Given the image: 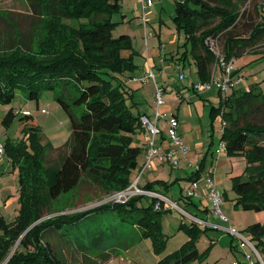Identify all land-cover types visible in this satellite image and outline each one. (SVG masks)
<instances>
[{
    "label": "trees",
    "instance_id": "1",
    "mask_svg": "<svg viewBox=\"0 0 264 264\" xmlns=\"http://www.w3.org/2000/svg\"><path fill=\"white\" fill-rule=\"evenodd\" d=\"M28 1L34 13L43 9L50 13L53 24L58 27L55 30L61 33L60 38L52 35L41 42L38 55L20 45L0 54V104H11L16 91L24 92L28 100H37L43 90L56 91L60 87L70 94L69 87H72L74 95L68 96V102L61 93L55 94L56 102L69 117L71 136L60 156V164L44 170L50 172V178L42 194L37 191L36 187L41 186L36 185L35 173L31 170L39 169L38 158L48 146L41 147L33 140V152L29 153L25 145H4L8 160L19 168L20 210L12 225L0 216V262L7 248L33 221L41 218L39 208L44 199L57 201L62 195L73 192L86 177L106 190H126L131 185V173L137 169L140 154L138 147L131 146L132 135L140 130L141 117L146 116L138 110L132 91L117 78L136 67L130 58L119 57V50L130 45V37L123 34L114 38L111 34L112 17L119 10L120 0ZM70 2L73 9L69 6L71 9L65 13L61 7ZM244 2L174 0L173 20L178 30L184 31V47L189 48L199 82L210 80L213 57L206 46L210 36L223 41L221 54L226 61L256 53L257 44L264 40V21L253 27L248 35L234 33ZM70 19L79 20L78 29L65 26ZM177 61L183 70L187 52L177 57ZM231 78L233 83L242 76L233 71ZM219 97V107H212L210 111L211 123L220 117L224 125L219 141L224 144V151L228 157L243 156L246 164L244 173L232 178V190L236 194L234 207L264 212V92L253 87L242 91L232 88L224 99L220 93ZM71 106L84 109L77 115ZM16 117L23 125L20 133H29L31 138L39 135L31 118L15 113L13 108L8 110L2 124L8 127ZM19 157H24V163ZM202 170L200 165V172L193 173L187 180L193 182ZM160 186L167 190L171 184L159 180L146 183L143 189L155 192L154 188ZM142 198L147 199L146 206H138ZM154 203L152 198L134 196L125 203L107 202L84 212L45 220L27 232L8 264H61L46 240L47 233H57L93 214L105 212L123 222H132L141 229L143 236L153 240L155 250H161L165 242L161 216L167 210L164 204L160 210H154ZM191 223V227L181 225L190 239L159 264H189L202 257L194 240L209 228L201 230L200 225ZM246 231L249 240L264 255V223L253 224ZM231 246L236 247L233 242Z\"/></svg>",
    "mask_w": 264,
    "mask_h": 264
},
{
    "label": "rangeland",
    "instance_id": "2",
    "mask_svg": "<svg viewBox=\"0 0 264 264\" xmlns=\"http://www.w3.org/2000/svg\"><path fill=\"white\" fill-rule=\"evenodd\" d=\"M152 1L153 6H146L143 9L141 0H120L119 10L112 17L114 25L111 29L114 38L123 34L130 37V45L119 50V57L121 59L130 58L136 67L134 71L117 75V78L132 91L137 106L145 109L150 106L151 94L154 90L153 80L147 79L145 83H141L140 81L131 80L130 77L135 75V77L143 78L144 73L140 76L139 72L147 66V62L152 63L154 60L158 65L162 63L160 61H164V58L171 57L174 54L173 57H179L186 51L185 72L187 82L185 84L189 85L191 78L195 81L197 76L189 48L185 49L184 47L186 41L184 31L178 30L173 20L175 13L174 0ZM160 3L163 4L162 7ZM69 6L73 9L72 2L61 7V9L68 13V9H71ZM240 14L234 33L242 36L248 35L253 27L262 24L264 21V0H245L240 6ZM69 17L72 18V16ZM65 23L66 27L75 29H78L80 25L79 20L76 19L67 20ZM56 28L58 27L53 24L50 13L44 9L38 14L34 13L28 0H0V54L9 52L10 48L20 45L23 49L29 48L33 54L38 55L41 51V42L52 35L60 38L61 33L59 30H55ZM178 33L180 34L179 42L177 41ZM222 42V40H216L212 36L206 40V46L213 57L210 70L217 66L216 55L212 50H218L222 53ZM255 51L256 53H246L233 60L234 71L240 72L242 79L233 82L231 89L242 91L253 87L255 90L264 92V40L257 44ZM161 66L165 69L163 77L158 75L155 67L152 68V72L156 74L157 82L168 83L162 108H169L170 115V110L176 113V109L181 105L180 110L188 118H191L189 120L192 121L193 119L194 126L202 127L205 137L207 126L210 124L211 108H217L220 105L218 89L213 85L211 89L199 94L191 92L188 96L186 93L183 101H180L179 96L171 88L184 85V82L177 80L176 71L169 68L167 64ZM69 88L72 90L70 94L60 87L56 91L43 90L37 100H28L24 92L16 91L11 104H0V143L2 145L7 143L14 146L25 145L29 153L33 152L31 148L33 140L41 147L48 146L45 148L44 154L38 158L39 169L36 171L31 170L35 173L36 185L41 186L36 187L39 194L44 192L43 186L46 184L48 177L50 178V172H44V170L60 164V156L63 154L62 151L66 149L71 136L69 117L55 100V94L57 95V93H61L66 101L68 96L72 97L74 91L72 87ZM224 98L225 95L222 99ZM10 108H13L17 114L31 118L30 121L39 129V135L36 138H31L32 135L29 133H20L23 125L18 117L8 127L2 124V120ZM71 109L73 113L79 115L84 108L71 106ZM221 127L220 117L217 116L213 122V140L215 150H217L216 154H218L217 148H219L220 143ZM195 132L196 134L193 132V138L198 135V132ZM145 141L139 131L132 135L131 146L140 149L137 158L138 165L143 164ZM223 152L228 157L226 152ZM19 158H21V163H24V157ZM229 158L233 161L234 172L232 174L221 172L223 181L219 179L220 182L216 177L214 178L216 184H218V189L224 194L221 210L229 222H220L218 218L213 216L211 221L214 220L213 223L215 224H211L221 227L231 226V229L250 239L246 229L253 224H263L264 212L244 211L234 207L236 194L232 190V178L242 175L246 164L244 157L241 155L229 156ZM27 165H30V163L27 162ZM169 165L167 166V172L171 168L177 171V167L170 165V168ZM152 167L154 168V166ZM152 167L141 176V179L137 182L138 187L145 185L146 176L154 170ZM186 169L187 172L182 171L184 177L191 172L190 169ZM138 175V169L132 171L130 184L135 182ZM169 184H171L170 199L172 198L179 208H183L182 204L176 201L178 200L176 198L179 196V187L186 190L188 183L180 181V185L174 184L172 186V182H169ZM158 189L164 191L162 186ZM115 193L118 192L106 190L105 187L99 186V184L86 177L73 192L62 195L57 201L51 202L44 199L39 208V213L41 211L40 214H42L41 218L33 221L18 239L7 248L0 264L10 262L11 258L16 255V249L20 241L33 227L45 220L84 212L110 202ZM184 193L186 195L187 192ZM19 196V168L8 161L4 151V156L0 159V216L8 225H12L19 214ZM147 203V199L142 198L137 204L138 206H146ZM166 210L161 216V230L165 237L164 246L161 250L154 249L153 240L150 237L143 236L139 227L133 225L132 222H123L109 212L93 214L71 227L58 230L57 233L49 232L45 237L53 253L60 259L61 264H159L169 255L180 250L190 239V235L185 228L186 226H192L190 218L178 209L171 207ZM182 224H186L185 228L181 227ZM197 224L200 225L201 230H204V224ZM232 242L236 245V241L224 230H205L194 240L195 248L202 257L189 264H238V262L243 264L242 260L245 261L243 252L231 246ZM251 242L253 245L255 244L253 241ZM262 259L264 261V255H262Z\"/></svg>",
    "mask_w": 264,
    "mask_h": 264
},
{
    "label": "crops",
    "instance_id": "3",
    "mask_svg": "<svg viewBox=\"0 0 264 264\" xmlns=\"http://www.w3.org/2000/svg\"><path fill=\"white\" fill-rule=\"evenodd\" d=\"M160 5H161V7L163 6L162 3H160ZM179 35L180 34L178 33L177 41L180 39ZM174 55H171V57L164 58V61H160L162 63L158 64V65H156L157 63L154 62V60L152 61V63H148L147 62V66L144 67L139 72V75L141 76L143 73H145L149 69H151V71H153L152 68L155 67L157 69L158 75L163 77V75H164L163 72H164L165 69L161 65L167 64L168 67L173 69V70H175L174 69V65L175 64L180 65L179 61H177V57H173ZM185 65H186V63H185ZM185 69H186V66L184 67L183 70H181V72H183L185 74V79L182 81V82H184V85L173 86V88H171L172 91L177 96H179L180 101H183L184 95L186 93H187L188 96L190 95L191 92L195 94V91H193L194 90L193 86L197 82H199V80H198V78L196 76V80L195 81L193 80V78H191V80H190L191 83L189 85L185 84V82H187L186 81L187 74L185 72ZM220 75H221L220 68L216 66L215 68H213V70H211L210 80L212 78H219ZM133 77H135V75H133ZM157 83L164 87L165 95H166V93H167L166 85L168 86V83L167 82H164V83L157 82ZM217 92L219 94V91H217ZM153 93H154V90H153V92L151 94V99H150L151 102H150V106L149 107H147L146 109L142 108V107H138V110L142 114L146 115V117H148L151 122H153V120H154V113H155V110H156L155 105H154V100H153ZM180 106H179V108L176 109V113H173L170 110V113H171L170 115H169V111H168L169 108H165L164 109V108H162L163 106L160 108V111L163 114V118L160 119L162 121L159 120L157 122V128L159 129V133L155 137V146L162 154H166L170 150H172L174 154H177V156L179 158L177 171H175L176 169L171 168V166L168 164L167 161L154 159V161H153L154 168L152 167L154 170L152 172H150L146 176V180H145L144 184H146L148 182L150 183V182H154V181H159L160 180V181H166L167 183L172 182V186H173L174 184H179L180 185V181H185L186 183H188L187 189L184 190L182 187H179V196H178V198H176V199H178L176 201L179 204L180 203L182 204L183 208H181V209L184 210L187 214L199 219L200 221L209 222V223L215 224V223H213L214 220H213V222L211 221L213 216H211L208 213L209 212L208 211L209 203H208V201L206 199V196H205V193H204V187H203V180L202 179H203V177L209 176L214 181H215V179H214L215 177L218 180L221 179V181H223V177H222L221 172L225 173V174H228V173L232 174L234 172L233 161H232L231 158L226 157L224 155V152H223L224 150L223 151H219V148H217L218 149V154H216L217 150H215L216 147H215L214 140H213V138H214V131L213 130L214 129H213V124L211 123V120H210V124H209L210 127L207 126L208 128L206 129V132H205L206 135L204 137V132H203L202 127L200 126V128H198L199 126H194L193 125V119H192V121L189 120L191 118H188L184 114V112H182L180 110ZM171 120H175L177 122L176 132L179 135V137L181 139V142L183 143V145L188 150V153H187V155L185 157L182 156L179 153L177 148L171 146L170 143H169V140L167 139V130H168V127H169V122ZM194 130L198 132V135L193 138V132L196 134V132ZM138 131L145 138V140H146L145 142L147 144V142L149 140V134H148L147 130L143 126H141L140 130H138ZM145 154H146V145H145V149L143 151V159H142L143 162H144V159H145ZM167 164L171 168L168 172L166 171L167 170V166H168ZM188 164L202 165L203 166V170L201 171V176L198 177V178H195L193 180V182L192 181L190 182V181L187 180L188 177L192 175L191 172H189L188 175H186V177H184V175L182 173V171H186L187 172L186 168H188ZM141 166L142 165H137V169L139 170ZM195 182L197 184V192H196V194L192 198H190L189 200L188 199L184 200L182 198V197L185 196L184 192L185 191L187 192L188 190H190L193 187V184ZM219 182H220V180H219ZM190 185H192V187H190ZM216 186L218 188V184H216ZM170 187L167 190L164 189V191H161V190L158 189V187H155L154 191H155V193H159V194L165 196L166 198L170 199V197H169L170 192H171V188ZM223 196H224V194H223ZM171 201L174 202L173 199ZM174 203H176V202H174ZM215 226L217 228H209V227L208 228L209 229H221L222 228L221 226H217V225H215ZM248 253H249V251H248ZM242 262H244L243 264H247L246 261L242 260ZM238 264H242V263L238 262Z\"/></svg>",
    "mask_w": 264,
    "mask_h": 264
},
{
    "label": "built area",
    "instance_id": "4",
    "mask_svg": "<svg viewBox=\"0 0 264 264\" xmlns=\"http://www.w3.org/2000/svg\"><path fill=\"white\" fill-rule=\"evenodd\" d=\"M141 2L143 9H145L146 6L153 5L152 0H141ZM212 52L215 53L216 55L217 66L220 68L221 71L220 77L216 79L212 78L209 82L206 83L197 82L193 86V89L195 93L199 94L202 93L203 91H207L211 89V87L215 85L219 93L223 97V95H227L229 93L232 87L231 74L234 71L232 65L233 60L226 61L224 56L218 50H212ZM174 69L176 71L177 80L179 82H182L185 79V74L181 72L180 65L175 64ZM143 76H144L143 78L133 77L131 80L140 81L141 83H145L147 79L153 80L154 83L153 100L156 108L153 122H151L149 118L146 116L141 117V124L149 134V140L146 144L145 159L142 166L139 169V175L136 177L135 182L132 183L126 190L115 193L111 197L110 202L125 203L131 197L146 196L155 200L154 210L156 211L160 210L162 204H164V207L166 209H170L171 207L178 209L186 217H189L190 219L189 218L188 219L191 222L202 223L205 225V227H209V228H217L216 226H213L209 222L200 221L199 219L187 214L184 210L179 208L176 203L166 198L165 196L159 193L147 191L143 189V187H138L137 182L141 179V176L145 174L153 166L154 159H159L163 161L165 160L174 167L178 166V161H179L177 154H174L172 150H170L166 154H162L155 146V137L159 133V129L157 128V122L161 118H163V114L161 113L160 108L163 106L165 102L164 100L165 89L162 85H159L156 82V75L151 71V69L146 71ZM240 80L241 78H239L236 82ZM223 125L224 123H222V126ZM176 128H177V122L175 120H171L169 122V127L167 130V139L169 140L170 145L177 148L179 153L185 157L188 153V150L181 142V139L176 132ZM221 150H224L223 143H219V151ZM4 151H5L4 145L0 143V159L4 156ZM188 168L191 170V174L200 172V165L188 164ZM202 180H203L204 193L209 203L208 213L211 216L218 218L220 222L228 223V219L224 216L221 210L223 193L217 188L215 181L211 177L206 176L203 177ZM193 187L194 188L192 190L190 189L187 191L186 195L184 196L185 198L190 199L196 194L197 192L196 182L193 184ZM221 229L226 231V233H228L232 237V239L236 241L235 246L237 249L243 252L247 264H264L262 255L252 244V242L249 239H247L242 233L234 231L233 229H231L230 226L222 227Z\"/></svg>",
    "mask_w": 264,
    "mask_h": 264
}]
</instances>
